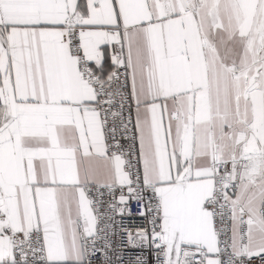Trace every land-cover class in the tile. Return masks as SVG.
<instances>
[{
	"label": "snow or ice",
	"instance_id": "snow-or-ice-1",
	"mask_svg": "<svg viewBox=\"0 0 264 264\" xmlns=\"http://www.w3.org/2000/svg\"><path fill=\"white\" fill-rule=\"evenodd\" d=\"M0 264H264V0H0Z\"/></svg>",
	"mask_w": 264,
	"mask_h": 264
},
{
	"label": "built area",
	"instance_id": "built-area-1",
	"mask_svg": "<svg viewBox=\"0 0 264 264\" xmlns=\"http://www.w3.org/2000/svg\"><path fill=\"white\" fill-rule=\"evenodd\" d=\"M135 211V210H134ZM132 226H134V225H132Z\"/></svg>",
	"mask_w": 264,
	"mask_h": 264
}]
</instances>
